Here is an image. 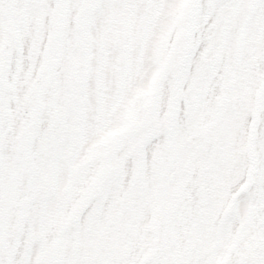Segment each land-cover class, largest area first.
Wrapping results in <instances>:
<instances>
[{
    "label": "snow or ice",
    "instance_id": "6c2138e0",
    "mask_svg": "<svg viewBox=\"0 0 264 264\" xmlns=\"http://www.w3.org/2000/svg\"><path fill=\"white\" fill-rule=\"evenodd\" d=\"M0 264H264V0H0Z\"/></svg>",
    "mask_w": 264,
    "mask_h": 264
}]
</instances>
